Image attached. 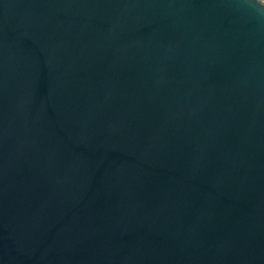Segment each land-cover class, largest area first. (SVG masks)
I'll return each mask as SVG.
<instances>
[{
	"label": "water",
	"instance_id": "water-1",
	"mask_svg": "<svg viewBox=\"0 0 264 264\" xmlns=\"http://www.w3.org/2000/svg\"><path fill=\"white\" fill-rule=\"evenodd\" d=\"M0 264H264V0H0Z\"/></svg>",
	"mask_w": 264,
	"mask_h": 264
}]
</instances>
